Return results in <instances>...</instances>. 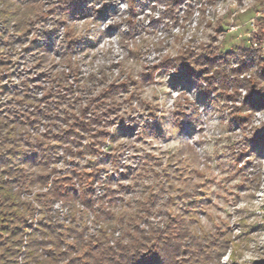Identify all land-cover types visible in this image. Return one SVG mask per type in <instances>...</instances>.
<instances>
[{
    "label": "clouds",
    "instance_id": "obj_1",
    "mask_svg": "<svg viewBox=\"0 0 264 264\" xmlns=\"http://www.w3.org/2000/svg\"><path fill=\"white\" fill-rule=\"evenodd\" d=\"M0 264H264V0H0Z\"/></svg>",
    "mask_w": 264,
    "mask_h": 264
}]
</instances>
